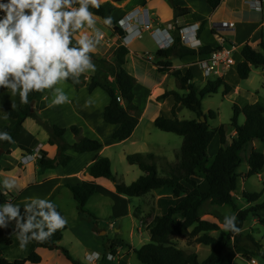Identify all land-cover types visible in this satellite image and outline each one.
I'll list each match as a JSON object with an SVG mask.
<instances>
[{"label": "trees", "instance_id": "1", "mask_svg": "<svg viewBox=\"0 0 264 264\" xmlns=\"http://www.w3.org/2000/svg\"><path fill=\"white\" fill-rule=\"evenodd\" d=\"M116 4H123L128 0H111ZM212 9H216L221 0H207ZM90 10L96 12L95 9ZM177 13L188 12V9L175 7ZM106 9L102 5L96 17L103 20L106 17ZM113 27H117V21H113ZM119 36L124 35L121 28L114 32ZM179 41L168 49L159 50L157 56L162 60L157 64L160 72H167L171 69V59L174 57L195 56L197 53L203 55L210 54L213 49L210 47L201 48L198 51L179 45ZM129 49L123 45L113 50L112 56L107 58H96L90 53L93 62L96 65V72L88 82L85 76L81 75L79 84H74L71 79L67 82L79 88L87 83L90 92L97 88L105 90L110 98V104L105 108L104 120L106 123L117 126L113 134L116 141H126L133 135L140 123L141 111L134 105V85L135 79L130 75L125 66ZM115 57V61L111 59ZM242 60L238 64V75L242 80H247L253 68H264V41H261L255 49L246 44L241 50ZM174 77L177 82L178 91L166 92L161 99L174 97L175 105L172 109L173 118L164 116L158 117L154 125L161 131L174 133L183 138V144L177 161H166V167H163L166 176L158 173L156 156L149 154H131L127 156L130 165H137L144 173L137 181L126 185L114 175L112 171V162L107 157L98 158L90 167L89 172L92 180L84 181L80 186L71 187L74 200L78 204V210L81 214H88L86 205L91 197L97 192L96 180L105 178L114 183L119 194L129 198L142 197L153 191L168 188L171 190L176 203L169 206L163 215L155 216L148 224L150 232V242L140 249L134 250L138 261L142 264H234L237 253L243 255L247 260L261 257L264 260V246L253 234L243 235L248 219L251 214L261 215L260 224L264 228V201L259 203L262 193H250L245 190L240 192V198L251 205L248 209H240L231 192L236 193L239 188V181L242 177L239 169L244 163L242 152L249 143L259 141L262 143V150L253 149L247 159L249 171L243 178L256 176L264 171V105L261 102L248 104L243 108L234 107V115L231 119V127L236 135L228 143V136L224 126L218 129H212L208 118L202 110V101L217 94L221 88L224 89V95L231 93V85L224 79L218 77L209 80L203 88H198L194 82V76L191 71L183 74L176 71ZM41 92H33L34 101ZM121 98L123 102H119ZM31 102L28 103L21 112L7 110L10 118L16 121L13 127H5L13 139V143L0 141V148L8 149L15 144V137L21 133L23 124L28 118L40 121L37 114L32 111ZM182 105L184 108L192 111L198 119L180 120L176 114V108ZM243 115L245 122L239 123V117ZM211 119L216 118L214 112H209ZM205 117L202 121L200 118ZM42 125L50 132V145L58 144L61 155L58 159L52 161L46 159V153L43 152V159L40 160V166L43 168L55 169L59 166H66L72 161V156L66 155L67 151H73L78 154L97 152L102 149L103 144L95 139L82 137L81 129L72 126L70 131L78 139L73 145L64 141L66 128L50 126L47 122ZM219 136L221 147L218 153L210 162L209 147L216 136ZM28 153L32 151L23 146H19ZM188 186H187V185ZM0 205L7 202L6 195L0 191ZM209 204L219 208H230L236 217L235 224L238 232H222L221 224L224 223L217 216L214 217L218 222L204 219V206ZM57 206V205H56ZM21 207V211L23 212ZM57 211L64 217V214L57 206ZM91 215V214H90ZM94 217V216H93ZM65 218V217H64ZM151 218V216H149ZM15 224L10 223L7 228H0V264H40L41 256L32 252L24 259L10 261L3 257L1 247L12 246L16 234L14 232ZM68 229V223L58 229L47 241H32L37 248H44L49 251L60 249L64 233ZM213 232H221V238L211 235ZM177 238H187L197 244L211 246V254L204 261H200L198 254L194 251L182 249L175 242ZM121 241H113L110 248L121 245ZM65 256L73 264L81 263L71 256L70 252L61 248Z\"/></svg>", "mask_w": 264, "mask_h": 264}, {"label": "crops", "instance_id": "2", "mask_svg": "<svg viewBox=\"0 0 264 264\" xmlns=\"http://www.w3.org/2000/svg\"><path fill=\"white\" fill-rule=\"evenodd\" d=\"M193 1V3H190L189 0H128L123 4H116L111 1V7L114 10V18L121 19L125 15L135 12L137 13L139 19H143L140 21H147L151 25L150 29H147L143 32V34L149 33L148 37H150L153 41L151 48L144 44L143 36H141V38L132 40L130 46H127V48L129 49V54L127 56V64L125 68L127 72L135 79V85L133 89V103L139 108L142 113L139 125L137 126L131 138H129L128 140H114L113 134L117 129V126L108 124L104 120V111L105 108L110 104L111 98L109 94L101 88H97L93 92H90L87 83L77 88L67 81L64 82L62 84V87L70 97L71 103H66L60 106H48L52 98L50 90H45L44 92L40 93L38 98L32 102L31 100L33 98V92L30 93L28 97L29 103L31 102L32 111L37 114L40 121H37L33 118L26 119L23 124L21 133L15 137V144L6 150L1 148L3 150V153L0 155V182H2L5 178H10L15 179L17 184L16 189L11 192H5V190L0 187V191L3 192V194L7 197V202H11L13 204L19 205L20 207H24L26 198L39 197L43 199H49L55 205H57L64 214V217L68 223L67 231H69L71 227L70 223L67 220L65 208L68 212H72V208L76 207L75 211L77 210L79 220L81 219V213L78 210V204L74 200L70 188L80 186L84 181L92 180L89 169L94 164V162L100 157L110 156L106 153V149H109L111 147H119V145H125V142L131 141V139H133L132 137H134L137 133L145 117L150 116V121L152 123H154L155 120L160 116H164L166 118L174 117L172 114V109L175 105L174 97L170 96L165 99L160 98L166 92L176 91L177 82L173 74L176 71H181L183 74L191 71L194 76L193 82L200 89L201 87L197 83L198 79H200L205 86L207 82L211 80L210 78L213 77H205V74L201 70L198 64V60L203 55L201 53H197L195 56H186L180 58L174 57L170 60L172 63L171 69L167 72H160L157 64L162 59L157 56V53L159 50L163 49L162 47L167 42V34L173 37L174 43L175 40H177L179 41V45L184 46L181 42L179 29L186 26H194L192 28L194 30L199 26L200 30L198 32V38L202 44L201 48L210 47L212 49H214L218 44V40L216 37L217 34L226 37L231 42H235L236 44H238V46H240L241 50L246 44H249L256 49L260 42L264 41V2H262L261 10H257L253 7V2L255 0H221L220 5L216 9H212L207 0ZM163 4L168 5L169 11L165 14H156V11L159 10L160 5L162 6ZM104 7L106 9L107 6ZM175 7L188 9V12L177 13L175 11ZM171 11H174L175 13L172 14ZM108 15L109 14L107 13V16ZM153 16H155L156 19H153ZM165 22H169L168 30H165L163 32V30L165 29L163 24ZM135 23V21L132 22L133 25H135ZM220 23H234L235 27L231 30L218 31L214 27V25ZM95 27L103 33V36L100 40V43L97 45L95 53L91 54H93L96 58H105L108 53L113 52L114 49L122 45V38L124 35L119 36L115 34L114 32L116 31V27L105 25L103 23V20L99 17H96ZM87 31L89 35L94 34L92 29H87ZM109 32L111 35L109 34ZM153 50L156 51L155 54L152 53ZM236 59V65L223 71L220 76L214 75L216 78L222 77V75L223 77L225 76L228 83H232L231 80H234L233 84L235 86L233 84H230L232 87V91L229 96L234 92L239 93L245 91L244 89H241V86L243 85L242 79L238 75V64L242 60L241 53L236 57ZM95 72L96 70L93 71L89 69L84 74H82L85 76V81L88 82L90 78L95 74ZM229 75L231 76V80L229 79ZM179 93L182 94L184 93V91ZM252 95L254 94H251L252 100L249 104L260 102L258 97ZM89 98H91L93 103L90 106L85 107V102ZM261 103L264 104L263 102ZM13 104H15V107H12ZM26 105L27 104L20 103L19 95L12 96L11 93L6 89L0 88V132H4L5 127H13L16 123L14 119L10 118L7 110L21 112ZM182 109V105H179L176 108L177 116ZM5 113L9 117L7 120L3 118ZM42 122H47L50 126L66 128L67 132L64 135V141L68 144L73 145L77 142L78 138L70 131V128L72 126H77L81 129L82 137L98 140L103 144V147L97 152L83 154H78L73 151H67L66 155L72 156L73 158L68 165L64 167L59 166L55 169L43 168L40 166V160L29 158L28 155L37 152H40L39 154L43 155L44 152L47 154V160L54 161L60 157L61 152L59 151L58 144H49L51 134L42 125ZM232 131L235 134H233L231 138L236 135V132L233 130V128ZM148 134L150 135V133ZM146 138H148V136ZM143 140L145 142V139ZM230 142L231 140H228V143ZM19 146L28 148L32 152L28 153ZM247 147H249V154L246 157L244 156L246 173L249 171L247 159L251 151L253 149L262 150V143L259 141H255L249 143L246 148ZM219 149L220 146L216 145L215 150L219 151ZM218 151L216 152V154L218 153ZM130 153L129 151L124 150L125 156H128ZM130 171L132 173H136L135 170ZM141 176L143 175H140V177ZM257 176L258 178L262 177V174H258ZM140 177H138V179ZM242 178L243 177H241L240 180ZM138 179H136V181ZM96 183L97 192L93 197L90 198L86 205V209L89 211V214L92 215L91 211H97L102 207H107L110 208V216H112L113 218H120L125 215L128 216L127 218L129 220L131 228L129 233H124L123 227L117 226L116 224L112 223L111 228H113V231H116V233L121 236L120 240H117L122 242V247L116 246L115 250L109 249L108 252L105 251L104 254L93 252L89 255L91 256L93 254H102L104 257L102 260L103 264H106V256L108 254H112L118 258L117 264H130L132 255L136 257V254L134 252L136 248L133 246L134 230L137 229L138 235L142 237L143 240L145 239L144 234L149 233L147 242L150 241V232L148 230V225H146L147 229L143 230L142 225L136 228V226H133L132 223V219H134V217H138L140 219V217L143 216L144 212L142 211L139 213V211L137 210L139 207H142V205L139 204V206H137V208L135 207L132 211V208L134 207V205H132L134 200L125 195L119 194L112 181L105 178H99L96 180ZM160 190H167L166 193L169 195L166 199H168L169 201V198L172 195L171 190L168 188ZM160 190H157L156 192L158 193V191ZM238 190L243 191L240 187L238 188ZM156 192L153 191L144 196L147 197L151 195V197H153ZM156 196L158 197L157 201L163 198L159 195ZM94 218L96 217L94 216ZM96 220L98 219L96 218ZM210 221L215 222L216 219L214 218ZM260 221L261 215H256L255 224H259L261 226ZM96 231L101 235L102 233L107 234V231L100 230L98 225H96ZM212 234L213 233H211V235ZM127 235L128 239H125ZM253 235L256 238L255 234ZM127 241H129L130 244H127ZM209 247L212 249L211 246ZM125 248L129 250L131 249V253L122 252V250ZM38 254L42 259L40 264H46L45 260L42 257V254ZM86 260L88 261L87 264H100V260H96L94 262H90L89 259ZM238 260L246 264H249L250 261L244 258L240 253H237L234 264H237ZM111 264H113V262Z\"/></svg>", "mask_w": 264, "mask_h": 264}, {"label": "clouds", "instance_id": "3", "mask_svg": "<svg viewBox=\"0 0 264 264\" xmlns=\"http://www.w3.org/2000/svg\"><path fill=\"white\" fill-rule=\"evenodd\" d=\"M101 6V0H0V88L19 95L21 104L29 103L30 93L45 90L52 97L49 107L71 103L62 84L69 79L79 84L82 74L96 70L90 53L103 36L95 27ZM103 23L112 25L111 15ZM92 103L89 98L85 107ZM3 118L9 117L5 113ZM0 141L14 142L6 131L0 132ZM0 187L11 192L17 184L5 178ZM235 220L226 216L224 230L238 232ZM12 222L21 249L32 241H47L67 223L51 200L39 197L26 198L23 212L11 202L0 205V228Z\"/></svg>", "mask_w": 264, "mask_h": 264}, {"label": "rangeland", "instance_id": "4", "mask_svg": "<svg viewBox=\"0 0 264 264\" xmlns=\"http://www.w3.org/2000/svg\"><path fill=\"white\" fill-rule=\"evenodd\" d=\"M190 3H193V0H189ZM101 4L106 7V11L113 20H119L114 18L113 13L114 10L111 7V1L110 0H101ZM155 11V10H154ZM169 11V7L167 4L160 5L159 10H157L155 13L165 14ZM172 14H174V11H171ZM153 19H156L155 16H153ZM174 20V19H169ZM112 27V25H111ZM112 30V29H111ZM87 31V29H86ZM110 34V32H109ZM111 35V34H110ZM149 33H144L142 36L144 37L143 42L145 45H147L149 48H151L153 41L150 37H148ZM228 45V44H227ZM152 53H156L155 50H153ZM112 56V52L108 53L105 58L109 59ZM223 77V75H222ZM211 80L216 79L215 76L210 78ZM224 79L226 80V77L224 76ZM229 79L231 80V76L229 75ZM228 80V79H227ZM229 82V84H233ZM198 85H200L201 88L204 87V83L201 82L200 79L197 80ZM242 86L241 89H244V92H234L232 95H224V89L221 88L217 94H213L207 98H205L202 101V110L204 114L208 118L209 125L212 129H218L221 126L225 127L228 140H231V137L233 136V131L231 127V119L234 115V107L238 106L240 108L245 107L247 104L250 103L252 100L251 94H254L252 96H256L259 98L260 102L264 103V68H253L252 73L247 80H242ZM177 85V84H176ZM234 85V84H233ZM235 86V85H234ZM105 91V90H104ZM178 92L180 91L178 88L176 89ZM264 105V104H263ZM209 112H214L216 114L215 119H211L209 116ZM178 119L180 120H194L198 119L197 115L193 113L192 111L186 109L183 107V109L178 113ZM202 120V118H200ZM203 121V120H202ZM245 122V118L243 115L239 117V123L243 125ZM150 133V135L148 134ZM148 136V138H146ZM131 141L125 142V145H119V147H111L109 149H106V153L110 155L109 158L112 162V168L114 175L120 180V182L130 185L133 182L140 177V175H144L142 170L137 165H131L127 161V156L124 155V150L132 152L131 154H149L152 153L156 156V164L158 166V173L161 176H166V173L163 170V167H166L165 162H175L177 161V157L180 154L181 147L183 144V138L179 135H176L174 133H167L159 130L154 123L150 121V116H147L143 119V122L141 126L139 127L137 133L134 137H132ZM145 139V142L144 140ZM218 145L221 147L219 136L212 141L210 149H209V156H210V162L213 161L214 156L216 155L215 146ZM254 148V147H252ZM0 148V153H1ZM249 154V147L246 148L242 152L243 157L247 156ZM130 170H135L137 173H132ZM240 174L242 177L246 174V167L245 163L242 164L240 167ZM262 177L252 176L250 178H242L239 181V187L242 190H245L250 193H262L263 196L260 199L259 203H262L264 201V171L261 172ZM187 185V184H186ZM188 186V185H187ZM156 192V191H155ZM167 190H160L158 193L156 192L153 197L151 195L145 197H133L131 199L134 200L133 204L134 207L132 208V211L134 208L139 206V204L142 205V207H139L137 210L140 212H144L143 216L140 217H134L132 219L133 226H136V228L143 226V230H146V225L144 220L147 219L148 222L152 220L155 216H160L164 214L167 210V207L171 204L176 203V199L171 195V197L168 199V195L166 193ZM240 192L241 190H238L236 192V196L234 197L237 205L240 209H248L251 205L247 204L243 199L240 198ZM156 195L162 196L161 200L157 201L158 197ZM72 212H68L65 208L67 220L70 223V230L64 233V237L62 242L60 243V249H55L54 251H47L45 249H38L33 242H30L26 248L21 249L20 248V242L17 239V237L14 238V242L12 246H2L1 251L4 258L14 261L18 259H24L28 257L32 252L41 253L43 259L45 260L46 264H73L63 253L61 248L67 249L73 259L87 264L88 261V255L92 254L93 252H99L104 254L105 251L108 252L109 250V243L113 241H117V239L120 240L121 236L116 233V231H113V228H111L112 223L116 224L117 226L123 227L124 233L130 232V223L128 220V216H123L120 218H113L110 216V208L102 207L98 209L97 211H91L92 215L88 214H81V219L79 220L78 212L75 211V208H72ZM136 210V211H137ZM204 212V219L213 220L214 217L208 215L213 214L217 216L221 221H225V217L234 216L233 212L230 208H219L216 206H211L209 204H206L203 209ZM95 216L96 218H94ZM151 216V218H149ZM255 214H251L248 223L246 225V228L243 231V235L245 236L247 233L255 234L256 239L261 241L262 245L264 246V230L259 224H255ZM126 219V220H125ZM125 220V221H124ZM217 221V220H216ZM215 221V222H216ZM218 222V221H217ZM221 224L222 232H225L223 228V223L218 222ZM96 225H98L99 229L102 231H107L106 233L99 234L96 231ZM253 228V229H252ZM256 230V232H255ZM136 232V233H135ZM221 232H213V236H216L218 238H221ZM145 239L143 240L142 237L138 235L137 229L134 230V241L133 246L136 249H140L144 244L149 243L147 242V238L149 236V233L144 234ZM125 239H128V235ZM176 242L178 245L183 249H188L191 251H195L198 254L199 260L204 261L208 255L210 254L211 248L209 246H204L197 244L193 240H188L187 238H177ZM127 244H130L129 241H127ZM122 243L121 246L122 247ZM128 248V247H126ZM123 249L122 252L124 253H131V249ZM135 249V250H136ZM101 254V255H102ZM123 254V253H122ZM49 256V257H48ZM48 257V258H47ZM100 264H103V255L101 256ZM255 260L258 262V264H264V260L261 257H255ZM118 261V260H117ZM117 261H113V264H117ZM130 264H142L138 261V259L132 255V260ZM237 264H246L238 260Z\"/></svg>", "mask_w": 264, "mask_h": 264}, {"label": "built area", "instance_id": "5", "mask_svg": "<svg viewBox=\"0 0 264 264\" xmlns=\"http://www.w3.org/2000/svg\"><path fill=\"white\" fill-rule=\"evenodd\" d=\"M262 2H264V0H255L253 2V7L257 10H261ZM2 15L3 14L0 13V16ZM140 20L143 19H139L137 13L133 12L128 15H125L124 17H122L117 21V28H121L124 31V36L122 38L123 46L125 47L130 46L132 40L141 38L143 32L147 29H150L151 27L150 23H148L147 21L142 22ZM133 21L136 22L135 25L132 24ZM168 24L169 22H165L163 24V26L165 27L163 32L165 30H168ZM193 27L194 26H186L180 28L179 35L181 38V42L185 47L199 51L202 46L201 41L198 38V32L200 30V27L198 26L194 30L192 29ZM214 27L218 31H225V30L234 29L235 25L234 23H220V24H215ZM216 37L218 40L217 46L213 49V51L210 54L202 55L198 60V64L201 70L203 71V73L205 74V77L207 78L214 75L220 76L223 71L236 65L237 64L236 57L241 53L240 46H238V44H236L235 42H231L226 37L219 34H217ZM166 40L167 42L162 47L163 49L170 48L174 43V39L171 35L167 34ZM118 101L121 103L123 102L121 98H118ZM39 153L37 152L34 154H29L28 157L36 160H41L43 159L44 156ZM230 194L233 197L236 196V193L231 192ZM0 200H1V195H0ZM88 259L90 262H94L96 260H100L101 255H96V254H93L91 256L88 255ZM117 260L118 258L112 254H108L106 256V264H111L113 261L116 262ZM249 264H258V263L255 259H251L249 261Z\"/></svg>", "mask_w": 264, "mask_h": 264}, {"label": "water", "instance_id": "6", "mask_svg": "<svg viewBox=\"0 0 264 264\" xmlns=\"http://www.w3.org/2000/svg\"><path fill=\"white\" fill-rule=\"evenodd\" d=\"M115 30H117V27L115 28ZM91 58H92V57H91ZM111 61H112V62H114V61H115V57H114V58H112V59H111ZM202 120H203V121H205V120H206V118H205V117H202ZM2 153H3V150H1V153H0V155H1Z\"/></svg>", "mask_w": 264, "mask_h": 264}]
</instances>
